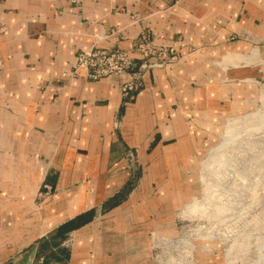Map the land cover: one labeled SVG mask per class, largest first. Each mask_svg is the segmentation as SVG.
Returning <instances> with one entry per match:
<instances>
[{
    "label": "crops",
    "instance_id": "obj_1",
    "mask_svg": "<svg viewBox=\"0 0 264 264\" xmlns=\"http://www.w3.org/2000/svg\"><path fill=\"white\" fill-rule=\"evenodd\" d=\"M143 30L172 56L134 98L73 74L79 50ZM260 71L264 0H0V264H153L175 175L253 111Z\"/></svg>",
    "mask_w": 264,
    "mask_h": 264
},
{
    "label": "rangeland",
    "instance_id": "obj_2",
    "mask_svg": "<svg viewBox=\"0 0 264 264\" xmlns=\"http://www.w3.org/2000/svg\"><path fill=\"white\" fill-rule=\"evenodd\" d=\"M246 82L253 111L234 117L217 134L211 148L223 144L222 154L211 160L209 148L200 165L175 175L170 219L147 233L153 264H264V129L256 125L264 116V72ZM139 175L137 169L123 193Z\"/></svg>",
    "mask_w": 264,
    "mask_h": 264
},
{
    "label": "built area",
    "instance_id": "obj_3",
    "mask_svg": "<svg viewBox=\"0 0 264 264\" xmlns=\"http://www.w3.org/2000/svg\"><path fill=\"white\" fill-rule=\"evenodd\" d=\"M99 41L103 36H96ZM170 48L155 43L148 31L143 30L132 43L131 47L119 45L98 46L96 43L90 48L79 50L72 65V72L78 75L83 72L89 79L102 77H116L120 80V94L122 97L134 98L144 89V77L153 67H163L171 59ZM44 191L40 193L48 196L50 186L43 184Z\"/></svg>",
    "mask_w": 264,
    "mask_h": 264
},
{
    "label": "bare ground",
    "instance_id": "obj_4",
    "mask_svg": "<svg viewBox=\"0 0 264 264\" xmlns=\"http://www.w3.org/2000/svg\"><path fill=\"white\" fill-rule=\"evenodd\" d=\"M255 51H256V50H255ZM256 52H257V51H256ZM229 55H230V54H229ZM232 55H234V54H232ZM239 56H241V55H239ZM239 56L237 55V59L239 58ZM227 58H228V56H227ZM227 58H225V59H227ZM229 59H230V58H229ZM234 59H235V56H234ZM227 60H228V59H227ZM225 61H226V60H225ZM235 61H236V60H235ZM231 62H232V60H231ZM233 63H235V62L233 61ZM262 94H263V93H262ZM261 96H262V95H261ZM260 98H261V97H260ZM261 99H262V98H261ZM257 110H258V109H257ZM258 111H260V110H258ZM258 111H257V112H258ZM255 113H256V112H255ZM259 113H261V112H259ZM249 114H251V113H249ZM249 114H248V115H249ZM256 114H257V113H256ZM252 115H255V114L253 113ZM257 115H258V114H257ZM244 116H245V115H244ZM259 116H260V118H258V117H257V118L260 119L261 121H260L259 123L256 122V123H257L256 125L259 124V126L261 127L260 130H263V129H264V116H262V114H261V115L259 114ZM246 117H247V116H246ZM255 118H256V117H255ZM253 119H254V118H253ZM255 120H256V119H255ZM247 121H249V120H247ZM257 121H259V120H257ZM253 122H254V121H253ZM253 122H252V123H253ZM228 123L230 124V122H228ZM231 123H232V122H231ZM238 125H240V124H238ZM238 125H236V126H238ZM254 125H255V122L252 124V126H253L254 128H257V127H255L256 125H255V126H254ZM245 126H246V125H245ZM250 126H251V125H250ZM252 126H251V127H252ZM259 126H258V129H259ZM262 126H263V127H262ZM234 127H235V126H234ZM234 127H233V129H236V128H237V127H236V128H234ZM240 127H242V126H240ZM246 127H247V126H246ZM242 128H244V127H242ZM248 128H249V126H248ZM262 128H263V129H262ZM250 129H251V128H250ZM258 129H257V130H258ZM224 130H225V132H226V131L229 132L228 135L231 133L230 135L232 136V133H233L232 131L230 132L229 129H227V130L224 129ZM231 130H232V129H231ZM236 130H237V129H236ZM238 130H239V127H238ZM238 130H237L236 132H238ZM242 130H244V129H242ZM242 130H241V131H242ZM245 130H247V129H245ZM225 132H223V133H225ZM239 132H240V131H239ZM243 132H244V131H243ZM248 132H250L251 134H253V133H252L253 131H252V132H251V131H248ZM254 132H255V131H254ZM259 132H260V131H259ZM261 132H262V131H261ZM225 134H226V133H225ZM245 134H246V132H245ZM245 134H244V135H245ZM223 135H224V134H223ZM223 135H222V136H223ZM242 135H243V134H242ZM244 135H243V136H244ZM249 135H250V134H249ZM226 136H227V135H226ZM230 138H231V137H230ZM240 138L242 139L243 137L240 136ZM245 138H246V137H245ZM233 139H234V138H233ZM228 141H229V140H227V142H228ZM234 141H235V140H234ZM229 142H231V141H229ZM230 144H232V142H231ZM230 144H228V146H229ZM261 145H262V143H261ZM221 146H223V144H222ZM221 146L213 147V148L210 150L209 155H210L211 157H210L209 159L213 160L214 157H216V156L219 155V154H222L223 151H222V150H221L222 152L220 151ZM228 146H227V148H228ZM230 147H231V145H230ZM232 147H233V146H232ZM225 148H226V147H225ZM225 148H224V149H225ZM224 149H223V150H224ZM218 150H219V151H218ZM225 150H226V149H225ZM220 152H221V153H220ZM206 164H207V162L205 163V165H206Z\"/></svg>",
    "mask_w": 264,
    "mask_h": 264
},
{
    "label": "trees",
    "instance_id": "obj_5",
    "mask_svg": "<svg viewBox=\"0 0 264 264\" xmlns=\"http://www.w3.org/2000/svg\"><path fill=\"white\" fill-rule=\"evenodd\" d=\"M47 245H48L47 241L41 242L39 245L40 251L45 250L48 247Z\"/></svg>",
    "mask_w": 264,
    "mask_h": 264
}]
</instances>
